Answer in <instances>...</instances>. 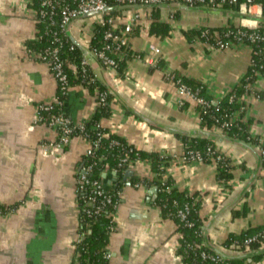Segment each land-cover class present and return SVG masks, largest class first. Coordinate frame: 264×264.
Masks as SVG:
<instances>
[{
  "label": "crops",
  "instance_id": "0c3cea01",
  "mask_svg": "<svg viewBox=\"0 0 264 264\" xmlns=\"http://www.w3.org/2000/svg\"><path fill=\"white\" fill-rule=\"evenodd\" d=\"M30 3L0 0V264H72L79 240L74 189L87 145L73 138L58 147L53 131L36 120L38 105L54 99L56 83L46 65L24 48L36 33ZM202 8L161 9L159 20L171 28L165 37L149 35L151 18L144 7L124 10L115 23L124 27L135 18L131 29L137 35L125 39L132 57L122 77L95 57L87 59L95 79L111 96V115L102 121V127L138 151L172 158L167 175L179 191L198 193L208 242L219 246L229 234L264 224L261 159L252 144L253 151L212 140L233 167L230 191L216 182L213 162L184 159L182 141L175 134L189 136L190 131L200 129V120L196 103L190 100L183 108L177 88L166 75L177 72L201 82L213 104L218 103L244 75L250 47L237 45L218 51L198 40L188 42L182 32L231 26L253 29L261 18V7L255 4L235 11ZM95 20V16L81 18L69 26L73 39L85 49ZM158 60L161 67L156 65ZM256 88L263 98H244L246 117L252 119L250 135L264 143V79ZM94 106V98L77 84L68 90L61 110L79 122L91 116ZM212 132L222 134L219 129ZM128 170L132 175L124 178L121 189L107 246L108 264H182L175 253L176 226L161 218L153 203L156 191L130 185L132 176L148 175L147 165L137 163ZM102 179L110 184L114 176L106 174ZM244 204L247 215L232 218L231 210H241Z\"/></svg>",
  "mask_w": 264,
  "mask_h": 264
},
{
  "label": "trees",
  "instance_id": "16d2710c",
  "mask_svg": "<svg viewBox=\"0 0 264 264\" xmlns=\"http://www.w3.org/2000/svg\"><path fill=\"white\" fill-rule=\"evenodd\" d=\"M50 1V6H44L42 5V0H31L30 8L37 13V20H34L36 33L33 39L27 40L24 43V48L30 55L42 53L46 48L58 45L54 42V38L56 37L59 41L58 57L62 62L68 86L72 87L81 84L94 98L95 106L93 113L87 120L79 121L80 126L83 127V131L74 129L71 133V136L82 135L87 140H94L98 143L92 155H83L80 161L81 166H90L89 179L97 180L105 193L112 195L113 199H117V194L121 192L122 186L125 183V171L128 170L129 163L138 160L147 165L150 175L144 177L132 176L129 179L130 185L155 189L156 198L153 203L159 209L161 218L172 220L176 226L178 248L175 253L180 258L182 264L261 263L264 258V224L247 228L239 234H229L219 246H216L228 256V259L220 257L219 262L215 263L210 259L201 257L200 253L202 251L212 255L216 253L207 247L204 242L205 223L199 214L201 199L198 193L189 194L185 191H179L173 185L172 180L167 175V168L172 160L170 156L138 151L126 144L123 139L111 134L102 127V121L108 119L111 115V96L106 86L94 78L89 66L86 73L82 74L80 64L84 55L81 49L67 36L66 28H60L61 17L59 12L61 8L63 6L76 7L78 0ZM103 1L107 8L119 6L118 0ZM246 1L236 0V4L225 2L220 7H215L214 5H208V7L235 11L238 10L241 3H245ZM249 1L252 5L256 4L261 7V18L257 28L254 30L231 26L198 28L182 32L184 38L190 43L198 40L217 47L219 42H230L233 46L245 45L250 47L249 65L239 82L226 96L218 101V103L213 104L212 99L207 95L205 87L201 82L182 76L177 72L168 73L166 80L173 82L176 88L180 86L188 88L191 93L196 94V97L208 102V106L196 104L195 107L200 120V129L212 132L214 129L220 128L223 123H227L228 126L222 130V134L226 138L257 146L258 139L252 137L249 132L252 119L246 117L248 106L241 95L245 97L258 96L259 99L263 98V94L256 88V85L258 81L264 79V0ZM216 3H218V0H216ZM151 6H142L147 10L151 18L148 29L149 35L157 37L169 35L170 26L159 20L161 8H152ZM41 11L45 13L52 11L53 16L49 17L45 15L43 18H40L39 14ZM123 11L112 10L105 12L102 15L103 24L94 23L93 34L88 43V50L90 52L102 50L107 43L104 39V33L109 27L108 21L114 23L117 28L116 31L123 29L122 26L118 27V24L115 23V19ZM174 14L175 17H178L179 12H175ZM51 21H54V25H50ZM127 35H137L136 29L133 27ZM250 36H255L257 39L251 41ZM107 55L114 61L116 74L122 77L126 69V63L132 57V51L127 46V43L126 45L122 44L118 50ZM156 65L161 67V62L158 60ZM57 94L59 99L64 101L66 94L63 95L59 92ZM190 102V100H184L181 106L186 108ZM58 111L62 113L61 107ZM46 116L47 114L44 113V117ZM71 122L72 126H76L77 122L72 120ZM175 135L182 141L183 156H186L188 152H197L204 162H213L215 160V180L224 190L230 191V182L233 179V167L228 157L215 148V142L211 139L192 137L179 133ZM113 142L115 144L111 145ZM260 147L264 150V143ZM208 148H210L209 153H207ZM124 158H126V162L121 163V160ZM260 159L261 167L264 169V156L260 155ZM120 164L121 166H119ZM112 173L116 174L113 182L110 184L104 183L102 175ZM78 176L79 174L77 173V179ZM91 190L89 186H85L82 189H78L75 196L79 214V240L75 244L73 261L77 260L79 264H108L104 255L107 253L109 242L107 226L111 219L107 211H100L96 214L94 213V208L87 205V198L91 195ZM184 206L188 207V212L184 219H180L177 212ZM247 212L248 208L244 204L241 210H231V216L232 218L245 217ZM251 238L254 239L249 243H245Z\"/></svg>",
  "mask_w": 264,
  "mask_h": 264
},
{
  "label": "built area",
  "instance_id": "2783aa9c",
  "mask_svg": "<svg viewBox=\"0 0 264 264\" xmlns=\"http://www.w3.org/2000/svg\"><path fill=\"white\" fill-rule=\"evenodd\" d=\"M225 2L229 4H236V0H218V3H216V0H118V5L146 6V5H161V4L163 5V4L172 3L175 5H183L186 7L193 8L197 6H208V5H214L215 7H220V5ZM42 5L50 6L51 1L42 0ZM251 5L252 4L250 3V1L247 0L245 3H241L239 5V8L241 9H244L246 7L249 8ZM105 8L107 7L105 6L103 0H78L76 7L70 8L68 6H63L61 8V11L59 12V15L61 17L60 28L65 29L69 22L77 20L82 15L89 13H97L95 15L96 17L95 23L103 24L102 15L104 14ZM34 14H35L34 20H37V13L35 11ZM39 15L40 18H43L45 15L51 17L53 16V12L50 11L49 13H45L41 11ZM133 22H135V18L130 19V22H128L123 27V29L116 31L117 28L114 25V23L112 21H108L109 27L105 30L104 33V39L105 41H107V43L104 45L102 50L91 52L92 56L95 57L104 67L114 70V61L107 54L118 50L119 47L125 43V39L127 37V34L131 31V26ZM50 25H54V21H51ZM256 28H253L252 30ZM250 39L251 41H254L257 38L255 36H250ZM54 42H56L58 45L51 48H46L42 53L33 54L37 60L42 62L44 65H46V67L50 71L56 83V93L54 99L52 100V102L42 103L38 105L36 109V120L38 123L42 124L43 126L53 131L54 135H56V142L54 143L55 145L61 147L65 144H68V142L73 138H80L87 145L84 155L90 156L92 155V152L97 148L98 145L97 141L87 140L82 135L71 136V133L73 132L74 129L83 131V127L80 126L79 122H77L76 126H72L71 120L58 111L62 106L63 101L59 99L57 93L59 92L60 94L65 95L67 94L70 87L67 84V77L64 72L62 62L59 60L58 57L59 41L56 37L54 38ZM209 46L212 49L218 51L233 47V45L230 42H224V43L219 42L217 47H213L211 45ZM150 48L154 52H157V50L154 49L153 47ZM80 65L82 69V74H85L87 67L89 66L88 59L84 57ZM177 90L180 94V100H179L180 104H182L184 100H192L196 104L202 106H208L207 101L203 100L202 98L196 97V94L191 93L188 88L184 86H180L177 88ZM241 97L242 99L246 98L243 95H241ZM252 99L258 100L259 97L252 96ZM44 113L47 114L46 117H44ZM227 126H228L227 123H223L218 129L222 131ZM113 144L115 143L113 142L111 145ZM261 144L262 142L258 140V145L256 147L259 154L261 156H264V150L260 147ZM209 152H210V148L207 149V153ZM183 158L188 160L202 161L201 156L197 152L195 153L188 152L186 153V156H184ZM125 162H126V158L121 160V163H125ZM137 163H142V162L135 160V162L129 163L128 169L132 168ZM213 163H215V160H213ZM119 166H121V164ZM90 170H91L90 166L80 167V170L78 171L79 176L78 179H76L74 196H76L78 189H82L85 186H89L92 189L91 195L87 198V205L94 208V213L96 214L99 213L100 211L108 212V216L110 217L111 220L109 221V224L107 226V231L110 236V234H112L114 231V227H115L114 215L119 205L121 192L117 194V199H113L112 195L107 194L102 190V186L97 180L89 179L88 175L90 173ZM148 175H150L149 170H148ZM134 187H140V186L135 185ZM187 212H188V207L184 206L181 210H178L177 214L180 217V219H184ZM253 239L254 238L248 239L245 243H249ZM200 255L202 258L210 259L215 263L219 262L220 260V256L218 254L212 255L208 252L202 251ZM104 258L105 260L109 261L110 253L108 252V250L107 253L104 255ZM72 264H79V263L77 262V260H75L72 261ZM258 264H264V258L261 261V263Z\"/></svg>",
  "mask_w": 264,
  "mask_h": 264
},
{
  "label": "water",
  "instance_id": "95a60500",
  "mask_svg": "<svg viewBox=\"0 0 264 264\" xmlns=\"http://www.w3.org/2000/svg\"><path fill=\"white\" fill-rule=\"evenodd\" d=\"M142 6H139V5H123V6H118V7H114V8H105L104 9V13L105 12H108V11H112V10H127V9H139L141 8ZM152 8L153 7H157V8H161V9H175V10H185V11H200V10H203L202 7H194V8H190V7H186V6H167V5H152L151 6ZM97 13H89V14H85V15H82L81 17H79V19L81 18H87V17H92V16H95ZM73 21L69 22L66 26V34L67 36L71 39V41L76 45L78 46L84 57L88 58L90 56H92L91 52L88 50V49H85L83 47H81V45H79L77 43V41H75L73 39V37L71 36V34L69 33V26L70 24L72 23ZM145 121L147 122H150L148 121L147 119H145ZM189 136H192V137H199V138H207V139H211V140H218V141H227V142H231V143H234V144H237V145H240V146H243L251 151H253L252 149V145L251 144H247V143H243V142H240V141H237V140H232V139H228L226 138L223 134L221 133H213L211 131H206V130H202V129H198V130H193V131H190L188 133ZM258 152V150H257ZM258 156H260L259 152L257 154ZM80 170V168H79ZM112 176H115L116 174L115 173H112L111 174ZM132 175V172L130 170H126L125 171V177H130ZM106 177V174H103L102 175V178H105ZM155 192V189H152L150 191V193H154ZM207 230H208V227H204V242H205V245L207 247H209L211 250L214 251V253L218 254L221 258L223 259H228V256L226 254H224L218 247L214 246V245H211L209 242H208V239H207Z\"/></svg>",
  "mask_w": 264,
  "mask_h": 264
}]
</instances>
